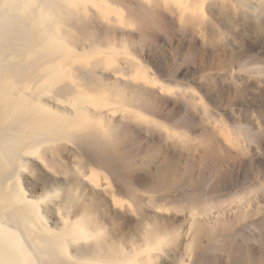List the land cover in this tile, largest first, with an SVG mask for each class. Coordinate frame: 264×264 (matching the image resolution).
<instances>
[{
	"label": "rangeland",
	"instance_id": "rangeland-1",
	"mask_svg": "<svg viewBox=\"0 0 264 264\" xmlns=\"http://www.w3.org/2000/svg\"><path fill=\"white\" fill-rule=\"evenodd\" d=\"M23 1L0 0V140L59 141L5 191L65 236L55 264H264V0Z\"/></svg>",
	"mask_w": 264,
	"mask_h": 264
},
{
	"label": "bare ground",
	"instance_id": "bare-ground-1",
	"mask_svg": "<svg viewBox=\"0 0 264 264\" xmlns=\"http://www.w3.org/2000/svg\"><path fill=\"white\" fill-rule=\"evenodd\" d=\"M31 1H38V0H31ZM58 1H61V0H58ZM22 3L26 7H29L26 0H24ZM59 10L56 11L57 15H55V17L53 18L47 17V15L45 14H44V17H46L48 21L59 20L63 23H68L67 17H68L69 11L68 10L66 11L64 7H60ZM29 22L30 23L28 25H26L25 24L26 22L24 21H22V23L17 24V25H11V22L9 21L8 26H32L33 24L38 22V15L33 16L32 14H30ZM25 39H26V34L15 45L9 48H5V49H9L12 51H20L21 43ZM71 46H74L73 43ZM57 60L58 59L54 57L51 59L50 63L54 65V63L57 62ZM12 65L16 67L20 65L21 66L20 69L22 70V72H26L27 70L30 69L29 65H26L22 62H10L8 63L7 66H5V68L3 69V72H7L12 67ZM1 70L2 69L0 68V71ZM17 77H20V76H17ZM43 78L44 77L40 78L39 76L36 75L34 80H30L28 81V83L34 84L35 82H37L38 79L43 80ZM24 82H27V81L19 80V81H15L14 83L18 87V89L23 91L22 86ZM134 95L132 98L135 101L136 98L134 97L136 95L135 96ZM137 101H139V99ZM140 102L142 103V100ZM144 102L145 101L143 100V103ZM50 133L55 136L59 135V133H53L52 131ZM47 136L48 135L37 132L33 134V137H31V136L25 135L23 130L17 129L10 136L3 137L2 140H0V259L3 261H9L12 264H55L57 261V252H56V249L58 248L57 246L59 242L62 243V241L65 239V236H62L61 240H56L52 243H49L46 240V238H44L43 236L36 235L34 231L31 229L32 224L27 222L26 217L23 215V213L19 209L12 207L13 202H16L22 199V197L17 193L15 184L8 187L10 189L9 191H5V187L7 183L11 180V178L12 179L14 178V176L12 175V169L10 171L4 170L3 167H4L5 160L7 159L10 161V166L12 168L14 166H17L15 163V160L17 158L16 152L20 147L24 145H28L32 141L31 143H33V145H29V146H31L33 149L37 151L38 154H40L41 153L40 149L43 145L45 146L46 143L50 144L51 142L59 141L57 137L52 138V139H47L46 138ZM86 139L92 142H96V146H97V143H99L100 145L103 144L101 143V141L103 140V138L101 139V137L99 138L97 136L95 137L86 136ZM1 144L6 145V147H2ZM13 170L17 171V168L14 167ZM26 208L27 207L21 208L24 214L28 212ZM14 223H16V225H14ZM20 228H23V231H21ZM7 233H9L10 236H8ZM36 241H37V244L35 243ZM69 241H71V239ZM25 244L28 247H25ZM32 247H34V249L36 250L39 247H42V248H39L38 254L35 255L33 253V249H30ZM120 247H123V246H120ZM122 250H124V248H122ZM122 258H125L124 255H122ZM114 260L117 261V259L115 258ZM60 261L63 263L67 262L64 259Z\"/></svg>",
	"mask_w": 264,
	"mask_h": 264
}]
</instances>
